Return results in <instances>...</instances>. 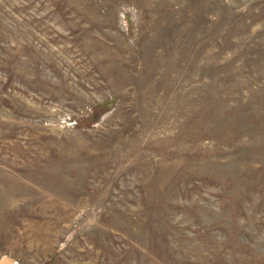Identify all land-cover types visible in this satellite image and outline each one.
Here are the masks:
<instances>
[{
	"label": "rangeland",
	"instance_id": "obj_1",
	"mask_svg": "<svg viewBox=\"0 0 264 264\" xmlns=\"http://www.w3.org/2000/svg\"><path fill=\"white\" fill-rule=\"evenodd\" d=\"M0 264H264V0H0Z\"/></svg>",
	"mask_w": 264,
	"mask_h": 264
}]
</instances>
